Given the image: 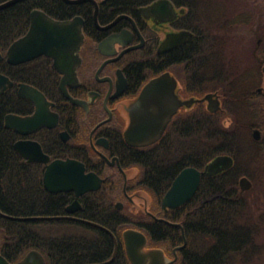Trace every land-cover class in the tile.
I'll use <instances>...</instances> for the list:
<instances>
[{
  "label": "flooded vegetation",
  "instance_id": "obj_1",
  "mask_svg": "<svg viewBox=\"0 0 264 264\" xmlns=\"http://www.w3.org/2000/svg\"><path fill=\"white\" fill-rule=\"evenodd\" d=\"M96 1L98 3L97 24L94 20L95 6L91 1H86L93 5L94 28L87 30L83 22L84 40L78 51L80 61L76 64L77 79L75 82L65 84L68 93L83 104L72 103L66 98L60 86L62 73L54 67L52 58L40 55L21 62H30L40 57L49 59L51 66L59 75L58 89L64 100L58 103L46 97L52 103L50 109L58 114L57 124L53 127L42 126L28 134H20L10 129L17 134L14 143L19 139L38 141L43 152L50 157L48 162L67 158L83 162L86 171H94L103 179L97 190L101 189L108 175H102L91 169V166L101 164L99 160L104 161L107 168L115 173L117 182L120 181V188L113 196L112 202L117 209L138 217L140 221L149 218L179 227L182 235L183 228L174 225L181 222L169 220L164 216L172 210L161 207V199L165 193L161 196L156 209L149 188L142 182L141 167L135 163L123 165L124 152L126 149H139L142 155L144 149L156 143L157 147L159 141L167 138L174 139L176 137L173 126L175 122H181L182 119L189 120L193 110L201 108L207 112V115L210 113L215 116L221 129L220 144L228 150L217 153L205 166L219 155L231 157L232 162L221 169H214L210 174L201 173L200 182L203 175H214L227 169L250 171L252 157L244 153L250 151L252 142L261 144L264 140V73L262 70L264 56L259 53L264 51V47L256 44L251 48V53L232 52L230 49L234 46L231 38L234 35L232 31L239 26H250L251 19L246 21L242 13L233 9V12L230 11L229 0H144L141 3L126 0L124 1L125 11L104 21L99 18L101 6L106 5L109 0ZM173 36V43H168V39ZM104 41L105 44L100 50L99 43ZM193 44L199 45L198 51L201 53H193ZM5 57L6 54L3 57L6 60ZM252 57L254 64L247 66V59L251 60ZM163 74L175 80V92L181 103L176 107L161 134L150 137L148 143L130 145L125 139L124 132L130 123L132 105L144 86ZM257 77L260 82L257 81ZM28 101L32 107L18 115L33 114L34 104ZM255 130L259 131L258 139L253 136ZM225 131L231 132L229 138L226 137ZM241 132H244L243 137ZM47 133L53 135L55 139L51 140L52 137ZM42 142L45 143L46 150L43 149ZM246 156L250 159H246ZM31 162L42 164L44 171L48 163ZM205 166L197 169L203 171ZM243 176L249 178L247 175L241 177ZM240 178L238 186L241 189ZM61 192L73 194L67 207L75 200V193ZM85 193L77 198L80 208L68 213L65 207V213L60 216L69 215L77 218L66 220L83 219L76 214L82 208L80 197ZM213 195L219 197L221 193ZM213 195L202 198L200 207L217 198L208 200ZM126 227H133L146 233L132 224H126L124 228ZM182 244L183 242L169 248L164 243L150 245L148 240L149 248L162 250L166 257V264H177L179 251L186 245L179 248ZM0 254L2 255L1 252ZM7 260L10 264L18 262Z\"/></svg>",
  "mask_w": 264,
  "mask_h": 264
},
{
  "label": "trees",
  "instance_id": "obj_2",
  "mask_svg": "<svg viewBox=\"0 0 264 264\" xmlns=\"http://www.w3.org/2000/svg\"><path fill=\"white\" fill-rule=\"evenodd\" d=\"M2 1L5 0H0ZM124 1L126 0H109L106 5L101 6L100 20L104 21L125 11ZM135 1L141 3L144 0ZM35 8L55 19L81 15L84 27L87 30L94 28L93 5L89 2L75 4L64 0H21L0 9V52L4 56L9 45L26 33L30 24V12ZM261 45L264 47V41ZM199 48V45L193 44V53H201ZM259 53L264 56V51ZM0 73L13 81L12 87L0 93V210L17 217L64 214L73 194L46 191L43 186V165L27 162L14 149L17 134L4 126L6 114H23L27 108L32 107L28 100L18 97V83H29L41 90L48 99L61 103L64 99L58 89L59 75L45 57L18 65H11L3 59L0 61ZM214 117L210 113L207 115L201 108L194 109L189 120L175 122L174 139L159 141L158 148L156 143L144 149L142 155L139 149L131 148L124 152L123 165L135 163L141 167L142 182L149 188L156 209L161 196L183 167L194 166L202 169L217 153L228 151L220 144L221 129ZM50 133L47 134L51 136ZM243 133L241 132L242 136ZM225 135L229 138L231 132L225 131ZM51 137V140L55 139L53 135ZM42 143L46 150L45 143ZM251 145L250 153L258 155L263 143L261 142V147L253 142ZM99 161L101 164H94L91 169L104 176L108 175V178L101 189L87 192L80 197L82 208L76 214L98 225L66 219L22 221L2 217V255L9 260L18 261L29 250L36 249L42 253L46 264L105 262L112 257L115 248L114 238L106 231L107 228L118 240L115 258L108 264H130L121 234L126 224L144 230L150 245L164 243L170 248L183 242L179 227L149 218L140 221L138 217L117 209L112 202L120 188V181L117 182L115 173L107 168L104 161ZM242 175H247L253 182L248 191L241 192L239 189L238 180ZM256 187L257 180L251 171L227 169L218 174L203 175L192 198L164 215L169 220L181 222L187 240L186 245L179 251L177 264L254 262L263 250L257 242L259 224L249 196ZM215 193H221V196L200 207L202 198ZM263 217L264 213H261L257 218L261 220ZM61 228L67 230L61 231Z\"/></svg>",
  "mask_w": 264,
  "mask_h": 264
},
{
  "label": "water",
  "instance_id": "obj_3",
  "mask_svg": "<svg viewBox=\"0 0 264 264\" xmlns=\"http://www.w3.org/2000/svg\"><path fill=\"white\" fill-rule=\"evenodd\" d=\"M21 0H6L0 3V9L5 8ZM67 3H82L91 1L94 6V20L97 24L98 3L96 0H64ZM104 1V0H103ZM83 18L76 15L68 19H55L41 9H33L30 12V25L25 34L14 40L6 51V61L10 64H18L40 55H46L53 60L54 67L62 73L60 86L66 98L72 103L83 104L78 99L73 98L67 91L65 84L77 79L76 64L80 57L78 51L84 40L82 31ZM174 36L168 39V43H173ZM105 41L99 43L102 50ZM3 55L0 52V61ZM264 73V66L262 68ZM13 81L5 74L0 73V93L10 88ZM176 82L173 78L163 74L158 78L150 80L142 89L141 93L134 101L131 108V119L124 132L128 144L137 146L149 142L162 133L167 121L170 119L176 107L181 103L175 92ZM18 95L30 100L35 107L31 115H18L8 113L4 118L6 128L12 129L20 134H28L42 126L53 127L58 122V114L50 109L52 104L38 88L27 84L19 83ZM258 130L253 132L255 139L259 138ZM14 148L27 161H39L47 163L49 155L44 153L41 144L36 140L19 139L14 143ZM231 157L219 155L208 163L203 171L195 167H185L172 181L171 186L161 199V207L177 208L188 201L196 192L201 178V173L210 174L211 171L221 169L231 163ZM102 178L94 171H86L83 162L67 158L54 159L47 163L43 173V183L46 190L50 192L73 191L75 200L66 207L68 213H72L80 208L78 197L90 190L100 188ZM242 190L249 189L252 182L246 176L240 178ZM217 197L212 196L208 200ZM117 207H121L117 205ZM6 217L15 220H35V219H77L73 216H37V217H17L10 216L0 210V218ZM80 221L97 225L96 223L78 219ZM174 224V223H172ZM174 225L180 226V223ZM108 231L115 240V251L110 259L105 262L95 264H108L111 262L118 247L115 235ZM183 244H186L184 231L182 229ZM122 239L127 258L130 264H166V257L160 248H146L147 236L141 230L128 227L122 232ZM165 262V263H164ZM0 264H10L8 260L0 254ZM16 264H46L41 252L36 249L29 250Z\"/></svg>",
  "mask_w": 264,
  "mask_h": 264
},
{
  "label": "rangeland",
  "instance_id": "obj_4",
  "mask_svg": "<svg viewBox=\"0 0 264 264\" xmlns=\"http://www.w3.org/2000/svg\"><path fill=\"white\" fill-rule=\"evenodd\" d=\"M229 2V4H231L229 5L230 11L233 12V10H236L237 12L242 13V16L246 19V21L251 19L250 26H239L232 31L234 32V35H232L231 38L234 41V46L231 45L232 47H230V49L232 52L234 51V53H236V51L237 53L238 51L251 53V48H253L256 44H262L264 41V0H229ZM252 60H254L253 57L251 60L247 59L246 65L249 66L250 64H254L252 63ZM258 80L259 77H257V81ZM262 143L263 147L259 144L261 148L257 152L258 155L254 153L257 157L254 156L252 152L250 153V151L244 153V155L246 154L252 157V166L250 171L254 172L257 180V187L249 193V196L253 210L255 209L254 214L256 216L257 224H259L257 242L263 249L258 258L254 260V262H251L253 264H264V217L261 220L257 218L258 215L264 213V140H262ZM246 159H250V157L246 156ZM251 188L252 186L245 190L239 189L243 192L248 191ZM60 230L66 231L67 229L61 228Z\"/></svg>",
  "mask_w": 264,
  "mask_h": 264
},
{
  "label": "bare ground",
  "instance_id": "obj_5",
  "mask_svg": "<svg viewBox=\"0 0 264 264\" xmlns=\"http://www.w3.org/2000/svg\"><path fill=\"white\" fill-rule=\"evenodd\" d=\"M35 9H36V8H35ZM26 32H27V31H26ZM6 51H7V50H6ZM1 54H2V53H1ZM2 55H3V54H2ZM3 57H4V55H3ZM5 58H6V57H5ZM30 60H31V59H30ZM27 61H28V60H27ZM44 95H45V94H44ZM242 112H244V111H242ZM242 114H243V113H242ZM6 115H7V114H6ZM6 115H5V116H6ZM252 185H253V183H252ZM213 196H214V195H213ZM191 198H192V197H191ZM191 198H190V199H191ZM190 199H189V200H190ZM189 200H188V201H189ZM188 201H186V202H188ZM186 202H185V203H186ZM185 203H184V204H185ZM182 205H183V204H182ZM182 205H180V206H182ZM180 206H178V207H180ZM178 207H177V208H178ZM174 209H176V208H174ZM28 217H29V216H28ZM27 220H31V219H27ZM82 222H83V221H82ZM92 222H93V221H92ZM85 223H86V222H85ZM89 224H90V223H89ZM96 224H97V223H96ZM171 224H172V223H171ZM97 225H98V224H97ZM181 227H182V224H181ZM126 228H128V227H126ZM126 228H124V229H126ZM182 228H183V227H182ZM105 229L107 230V228H105ZM111 232H112V231H111ZM122 232H123V230H122ZM112 233H113V232H112ZM113 234H114V233H113ZM121 234H122V233H121ZM145 234H146V233H145ZM114 235H115V234H114ZM184 235H185V233H184ZM146 236H147V234H146ZM112 237H113V236H112ZM115 237H116V236H115ZM182 237H183V236H182ZM116 239H117V238H116ZM148 240H149V239H148V236H147V245H146V248H149ZM185 240H186V237H185ZM186 241H187V240H186ZM114 242H115V240H114ZM117 243H118V240H117ZM114 251H115V248H114ZM116 252H117V249H116ZM113 253H114V252H113ZM125 253H126V251H125ZM126 256H127V254H126ZM23 257H24V256H23ZM23 257H22V258H23ZM22 258H21V259H22ZM114 258H115V257H114ZM18 261H19V260H18ZM45 261H46V260H45ZM89 264H94V263H89Z\"/></svg>",
  "mask_w": 264,
  "mask_h": 264
}]
</instances>
